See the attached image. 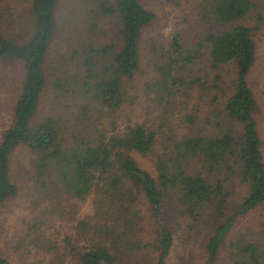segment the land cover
<instances>
[{
  "label": "trees",
  "instance_id": "1",
  "mask_svg": "<svg viewBox=\"0 0 264 264\" xmlns=\"http://www.w3.org/2000/svg\"><path fill=\"white\" fill-rule=\"evenodd\" d=\"M75 1V12L86 16L80 26L79 16L70 20L79 31L67 37L52 67L65 117L39 113L59 0H31V27L21 36L0 29V61L22 62L24 70L0 138V205L17 193L9 161L25 148L35 157L34 177L52 207L93 195L92 217L80 224L88 245L76 254V264H119L126 254L148 248L156 255L153 264H165L173 244L162 214L167 199L190 232L203 231L204 259L212 264L238 220L264 209V154L250 83L257 48L255 28L246 26L252 15L261 20L258 0H200L194 18L202 31L193 41L180 33L148 40L144 88L156 116L148 108L142 122L121 111L125 82L140 70L143 33L156 15L139 0ZM5 6L0 24L8 15ZM108 18L112 28L100 29ZM225 67L232 77H223ZM134 154L153 162L155 176ZM144 206L153 226L146 241ZM229 247V264H264V226L238 233ZM52 258L48 264H57Z\"/></svg>",
  "mask_w": 264,
  "mask_h": 264
},
{
  "label": "rangeland",
  "instance_id": "2",
  "mask_svg": "<svg viewBox=\"0 0 264 264\" xmlns=\"http://www.w3.org/2000/svg\"><path fill=\"white\" fill-rule=\"evenodd\" d=\"M139 1L156 15V19L143 33L141 43L144 53L142 52L140 70L131 80L125 82L126 95L121 115L142 122L149 117L146 112L148 108L151 116H156V110L147 100L144 88L150 77V68L147 66L150 58L147 54L148 40L157 38L161 42L175 33H180L184 39L193 41L199 30L202 31V26L194 18L197 14V2L200 0ZM3 3L0 6L6 5L4 9L8 11V15H4L0 29L14 36L28 32L31 26L26 17L31 0H3ZM77 4L75 0H59L56 9L58 32L53 36L44 66L47 85L40 98V116L44 114L56 116L60 113V117H65L64 107L61 109V104L64 105L65 102L60 95H55L52 88V67L57 63L58 57L65 52L67 37L74 38L75 31H79L81 17L84 19L86 16L82 9L78 13L75 12L76 8H79ZM258 6L262 8L261 20H256V16L252 15L246 20V26L255 28L253 36L257 48V68L250 76V83L258 103L255 119L264 154V0H258ZM77 16L80 17L78 26L76 22H70ZM110 23L111 19L108 18L106 23L104 21L100 25V29L109 30V27L112 28ZM100 42L106 43L105 38H100ZM225 68L228 71L224 70L223 77L226 79L232 77L231 69ZM23 72L22 62L0 61V138L1 133L9 125ZM69 124L72 126V122ZM133 157L142 169L155 176L153 162L150 159L137 154ZM36 164L35 157L25 148H18L11 154L9 177L16 185L17 193L0 205V259H3L4 264H48L54 256L57 258L54 259L57 264H76V254L81 253L88 245L80 224H87L92 217L93 195L82 201L72 200L68 204L63 202L52 207L44 200L34 177ZM140 211L144 218L141 225L146 233L142 239L146 241L153 227L151 214L146 206ZM162 214L173 237L172 249L165 264H209L203 255V231L197 233L194 229L190 232L187 221L178 218L175 204L168 199L162 203ZM263 224L264 209H257L240 218L226 241V250L222 251L212 264H229L228 255L232 250L229 247L230 242L236 240L238 233L248 229L256 232L264 226ZM126 255L128 257H122L119 264H153L156 258L150 248Z\"/></svg>",
  "mask_w": 264,
  "mask_h": 264
}]
</instances>
